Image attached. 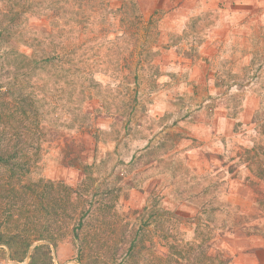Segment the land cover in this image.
Returning <instances> with one entry per match:
<instances>
[{
  "label": "rangeland",
  "instance_id": "1",
  "mask_svg": "<svg viewBox=\"0 0 264 264\" xmlns=\"http://www.w3.org/2000/svg\"><path fill=\"white\" fill-rule=\"evenodd\" d=\"M239 2L0 0V233L56 239L0 264H264V30Z\"/></svg>",
  "mask_w": 264,
  "mask_h": 264
},
{
  "label": "trees",
  "instance_id": "2",
  "mask_svg": "<svg viewBox=\"0 0 264 264\" xmlns=\"http://www.w3.org/2000/svg\"><path fill=\"white\" fill-rule=\"evenodd\" d=\"M36 3L31 2V0H23V7L21 9V12L19 13L22 15V17H28L27 15L32 14L33 12H39L43 16L47 17L48 16V0H36ZM35 6L39 8V10L35 9ZM30 18V16H29ZM6 32L3 34L1 32V35H3V39L5 40L6 43H9L12 45V47H16L18 45V37L19 41L22 40L24 43L25 47H31L29 45V38L24 37L22 33L20 36L18 35L14 39V32H12L11 28L5 30ZM35 39V38H34ZM33 39V40H34ZM47 54H45V58H47ZM46 60H49L47 58ZM3 144L0 143V167L1 166H6L9 165V160L14 158V155H17L19 150L13 151V153H9L3 146ZM38 241H48L52 243L53 245H56V239L54 238L53 235H24L21 233H10L9 235H5L3 233H0V246L5 245L9 248L11 251V260L13 262H22L23 259L25 260L27 253L29 249ZM43 248L42 247H37L35 248L34 252L31 255V260L29 264H40L41 259L43 257Z\"/></svg>",
  "mask_w": 264,
  "mask_h": 264
},
{
  "label": "crops",
  "instance_id": "3",
  "mask_svg": "<svg viewBox=\"0 0 264 264\" xmlns=\"http://www.w3.org/2000/svg\"><path fill=\"white\" fill-rule=\"evenodd\" d=\"M236 11L241 14L240 31L253 32L264 30V0H239ZM235 24L236 19L232 20Z\"/></svg>",
  "mask_w": 264,
  "mask_h": 264
},
{
  "label": "water",
  "instance_id": "4",
  "mask_svg": "<svg viewBox=\"0 0 264 264\" xmlns=\"http://www.w3.org/2000/svg\"><path fill=\"white\" fill-rule=\"evenodd\" d=\"M36 246H34V248H35ZM32 250V249H31Z\"/></svg>",
  "mask_w": 264,
  "mask_h": 264
}]
</instances>
